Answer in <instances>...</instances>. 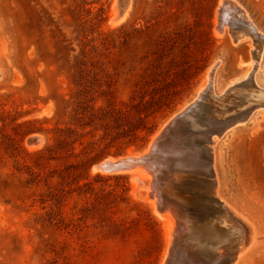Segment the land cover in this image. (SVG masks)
Returning a JSON list of instances; mask_svg holds the SVG:
<instances>
[{"label": "rangeland", "instance_id": "374dc122", "mask_svg": "<svg viewBox=\"0 0 264 264\" xmlns=\"http://www.w3.org/2000/svg\"><path fill=\"white\" fill-rule=\"evenodd\" d=\"M113 2L0 0V264H161L166 227L146 186L93 166L148 148L215 61L218 93L249 69V40L215 32L219 0H133L115 25ZM237 2L264 32V0ZM255 77L264 86V53ZM215 153L223 196L257 228L247 261L264 264V115Z\"/></svg>", "mask_w": 264, "mask_h": 264}, {"label": "bare ground", "instance_id": "6f19581e", "mask_svg": "<svg viewBox=\"0 0 264 264\" xmlns=\"http://www.w3.org/2000/svg\"><path fill=\"white\" fill-rule=\"evenodd\" d=\"M132 6L133 0H114L109 22L115 25L127 19ZM227 30L233 42L247 39L252 45L249 69L218 93L214 88L213 77L219 60L214 62L207 72L206 82L192 101L193 106L188 107L186 114L173 126L169 137L172 147L165 156L153 159L157 169L150 170L148 165L117 170L101 167L104 162L115 161L123 156H108L93 166L94 172L131 173L135 188L146 186L148 192H160L159 187L152 186L155 171L156 181L171 184L170 189H164L168 203L160 210L156 201L148 196L156 205V211L166 227L167 249L161 264H250L247 260L251 259L252 252L258 247L254 222L221 192L215 149L222 136L236 125L252 119L258 112L264 115V96L251 101L250 98L255 96L241 95L236 108L229 107L226 102L217 104L216 101L226 90L243 80L250 81L260 90L264 89L255 77L264 46L258 53L253 52L259 40L264 45V32L237 0H219L215 32L223 34ZM207 89L209 94H206ZM157 135L151 137L150 144ZM32 136L40 139L37 142L27 139L29 147L40 146L43 138L39 135L28 138ZM179 150L185 152L183 161L177 158L176 152ZM145 154H148V148L143 152L129 151L126 156L140 157ZM162 172L167 174L163 176ZM144 178L151 180L150 185L144 184Z\"/></svg>", "mask_w": 264, "mask_h": 264}, {"label": "water", "instance_id": "95a60500", "mask_svg": "<svg viewBox=\"0 0 264 264\" xmlns=\"http://www.w3.org/2000/svg\"><path fill=\"white\" fill-rule=\"evenodd\" d=\"M259 43H256V50L253 51L254 54L259 52L263 45V42L261 40L258 41ZM209 94V90H206V94ZM241 95H252L255 96L253 98H250V100H260L262 99L261 96H264V89L260 90L256 88L250 81L243 80L242 82L235 84L233 87H230L228 90H226L223 95H221L218 100L216 101L217 104H221L226 102L227 105H230L229 107L236 108L238 107V98ZM198 96V95H197ZM208 103H211L209 99H207ZM192 101L186 105L181 111L177 112L175 115H173L164 125L160 131L158 132V135L155 137V139L152 141L151 144H149L148 154L142 155L140 157H133V156H126L123 155L122 158H119L115 161H107L104 162L101 167L106 170H117V169H125L130 168L133 166H139V165H148L150 170L157 169V165L155 162H152L153 159L158 158V156H163L164 154H167L166 152L169 151V149L172 147L170 142V134L173 129V126L179 121L180 117L184 116L187 112V110L192 107ZM216 104V105H217ZM189 107V108H188ZM236 111V110H235ZM234 112V111H233ZM246 116L243 117V119ZM242 119V120H243ZM241 124V123H239ZM33 138H28V141L37 142L40 137L32 136ZM177 158L180 160H184L185 152L183 153L181 150L177 151ZM165 156V155H164ZM168 156V155H167ZM157 172H154V175ZM163 176L167 174L166 172H162ZM154 177L153 181V187H159L160 192H156L155 190H151L149 192L150 197L153 198L156 201L157 208L160 210L163 208V206L168 203L167 195H166V189H170L171 184H165L162 181H156L155 179L157 177ZM162 176V177H163ZM166 188V189H165ZM165 189V190H164Z\"/></svg>", "mask_w": 264, "mask_h": 264}, {"label": "trees", "instance_id": "16d2710c", "mask_svg": "<svg viewBox=\"0 0 264 264\" xmlns=\"http://www.w3.org/2000/svg\"><path fill=\"white\" fill-rule=\"evenodd\" d=\"M39 152H40V150H37L34 153H39ZM93 177H127V174L126 173H112V174L103 175V174H100V173H96ZM89 182L90 181H87L85 184L89 185L90 184ZM81 187H82V185L79 184L78 188H81Z\"/></svg>", "mask_w": 264, "mask_h": 264}]
</instances>
